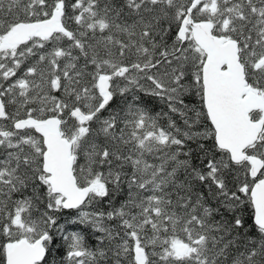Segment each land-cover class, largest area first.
Listing matches in <instances>:
<instances>
[{"label": "snow or ice", "instance_id": "1", "mask_svg": "<svg viewBox=\"0 0 264 264\" xmlns=\"http://www.w3.org/2000/svg\"><path fill=\"white\" fill-rule=\"evenodd\" d=\"M57 237L64 264H264V0H0V264Z\"/></svg>", "mask_w": 264, "mask_h": 264}, {"label": "trees", "instance_id": "2", "mask_svg": "<svg viewBox=\"0 0 264 264\" xmlns=\"http://www.w3.org/2000/svg\"><path fill=\"white\" fill-rule=\"evenodd\" d=\"M143 95V94H141ZM131 100V97H129V101ZM124 100L117 96L113 102L112 107H119L124 105ZM143 105L144 107L150 111L153 115H156L158 113H167L168 109L166 105H164L162 102H160L156 98H150V97H143ZM107 113H105L106 115ZM173 116V119L177 121V124L179 126H182V121H180L179 117L175 114H170ZM160 124L162 126H167V117H162L160 119ZM194 163H197V161H194ZM123 199L122 195H118L115 198V203L119 204L120 200ZM109 210L107 208V205L105 203L102 204H93L90 208L86 209L87 211H96V210ZM252 212L253 210L250 207L245 206L241 210V215L246 221V228L249 232H251L253 235H255V230L252 227ZM77 218V210H66L65 212L61 213L59 215L58 223L63 226L65 233H80L84 239H85V246L89 248H95L99 244V241L96 239L97 236L101 235L100 233H94L93 229L90 226L82 225L78 222L74 223L73 221ZM112 223V222H110ZM55 247L56 252L55 256L57 258V264H64L65 258H66V252H67V246L66 244L57 237L55 241Z\"/></svg>", "mask_w": 264, "mask_h": 264}]
</instances>
